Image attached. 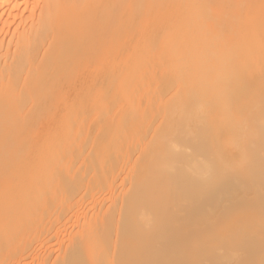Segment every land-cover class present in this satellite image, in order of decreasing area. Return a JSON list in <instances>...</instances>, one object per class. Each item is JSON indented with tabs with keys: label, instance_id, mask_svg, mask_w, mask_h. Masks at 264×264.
<instances>
[{
	"label": "bare ground",
	"instance_id": "obj_1",
	"mask_svg": "<svg viewBox=\"0 0 264 264\" xmlns=\"http://www.w3.org/2000/svg\"><path fill=\"white\" fill-rule=\"evenodd\" d=\"M0 264H264V0H0Z\"/></svg>",
	"mask_w": 264,
	"mask_h": 264
},
{
	"label": "rangeland",
	"instance_id": "obj_2",
	"mask_svg": "<svg viewBox=\"0 0 264 264\" xmlns=\"http://www.w3.org/2000/svg\"><path fill=\"white\" fill-rule=\"evenodd\" d=\"M210 30H211V29H209V31H210ZM209 31H208V32H209Z\"/></svg>",
	"mask_w": 264,
	"mask_h": 264
}]
</instances>
